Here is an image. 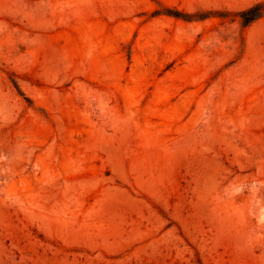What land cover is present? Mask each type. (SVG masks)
Returning <instances> with one entry per match:
<instances>
[{
    "label": "rangeland",
    "instance_id": "374dc122",
    "mask_svg": "<svg viewBox=\"0 0 264 264\" xmlns=\"http://www.w3.org/2000/svg\"><path fill=\"white\" fill-rule=\"evenodd\" d=\"M0 264H264V0H0Z\"/></svg>",
    "mask_w": 264,
    "mask_h": 264
}]
</instances>
